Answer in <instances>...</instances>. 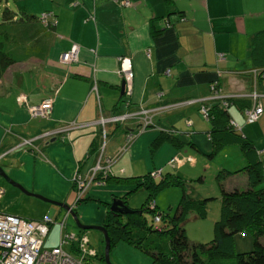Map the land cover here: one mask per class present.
Here are the masks:
<instances>
[{"label": "crops", "instance_id": "0c3cea01", "mask_svg": "<svg viewBox=\"0 0 264 264\" xmlns=\"http://www.w3.org/2000/svg\"><path fill=\"white\" fill-rule=\"evenodd\" d=\"M127 1L124 6L119 0H18L28 14L51 12L53 27L44 30L37 20L0 26L1 49L12 59L0 75V161L8 177L25 190L69 205L75 172L84 173L94 164L97 147L92 155L88 152L94 138L96 146L99 143V117L139 109L154 110L152 124L141 133H135V118L105 127L101 157L110 159L111 175L133 177L169 168L186 178L187 167L181 165H192L194 159L189 151L179 150L184 145L179 126L183 120L190 124L192 141L187 143L209 152V140L203 144L192 134L211 81L230 98L250 102L247 95L256 93L261 113L254 121L248 123L234 105L229 115L264 164V77L252 72L248 54L252 35L264 28V0ZM156 30L160 33L153 36ZM71 45L77 46V60L61 62L60 53ZM118 56L130 58L129 95L119 94ZM18 96H23V104L16 101ZM46 98L52 103L47 117H30L27 106ZM169 128L182 142L180 147L163 142L150 153L152 141ZM127 132L136 134L128 143ZM23 139L30 143L21 145ZM229 147L235 145L220 149L226 151L224 157L234 151ZM179 154L192 162L169 166L168 160L179 159ZM224 162L220 167L231 170V161ZM233 177L225 181L226 188L240 182ZM98 182L84 197L109 201L134 187ZM202 194L196 191L194 196ZM76 209L82 222L102 223L104 213L92 216L80 205ZM247 244L248 239L234 237V250H245Z\"/></svg>", "mask_w": 264, "mask_h": 264}, {"label": "trees", "instance_id": "16d2710c", "mask_svg": "<svg viewBox=\"0 0 264 264\" xmlns=\"http://www.w3.org/2000/svg\"><path fill=\"white\" fill-rule=\"evenodd\" d=\"M1 2L3 6L0 10V26L10 21L37 20L44 30L53 27L51 12L50 20L43 22L41 13L36 16L26 13L24 8L18 5V0H11L14 9L7 5L8 0H0ZM159 33L160 30H156L152 35L156 36ZM1 47L0 41V75L12 62ZM248 54L257 77H264V28L252 35ZM208 85H213L215 90H219L217 81H211ZM210 92L212 93L211 90ZM244 100L230 97L214 98L202 103L207 108L205 120L209 125L207 137L210 149L206 156L211 159L224 146L235 145L244 160V164L238 169L231 171L220 168L214 176L220 205L219 215L212 223V237L203 242L191 241L187 238L184 229L185 220H204L207 213L206 206L212 197H202V199L188 197L185 194L186 179L180 174L163 172V170H159L157 175L146 172L133 177L114 176L110 173L106 176L98 174L97 180L107 184H134V187L123 196L122 205L129 210L128 212L109 210V203L107 204L101 225L106 229L109 246L113 242L123 241L147 254L150 258L149 264H264V164L252 141L244 137L232 124L228 113L230 105L242 111L250 108L253 104L252 100L249 102L247 99L246 103ZM169 130V132L161 131L152 141L150 153L163 142L169 143L175 149L180 147L182 142L172 135L171 132H174L172 128ZM96 145L97 137L91 141L88 155H92ZM186 145L200 152L192 143L188 142ZM187 157L189 156L179 159L183 160ZM230 176H234V180L238 179L240 182L226 188L225 181ZM198 180L201 181V178L199 177ZM167 187H176L180 190V197L172 214L169 211L170 206L167 208L168 212H163L158 208L155 200L157 193ZM139 189L145 194L142 204L136 208L129 207V197ZM82 199L84 198H80ZM71 210L75 214L73 207ZM143 213H150L152 221H161L162 224L158 227L147 224ZM244 231L250 234L251 245L246 250L236 251L233 247L234 237ZM98 257L104 264L103 253L98 254Z\"/></svg>", "mask_w": 264, "mask_h": 264}, {"label": "rangeland", "instance_id": "374dc122", "mask_svg": "<svg viewBox=\"0 0 264 264\" xmlns=\"http://www.w3.org/2000/svg\"><path fill=\"white\" fill-rule=\"evenodd\" d=\"M9 7L11 9H14L13 7V3L11 2V0H8V4ZM3 6V3H0V10ZM125 92H123L124 94ZM206 107V106H204ZM233 111L232 108H229V114H231V112ZM153 112V111H151ZM151 112L148 113L149 117V121L145 124H143V119H142V115L143 113L139 112V110H135L133 112H127L128 115L126 116L125 114H123L122 116L123 119H114V120H110L109 122L105 123L103 125V127L105 128L107 124H115L116 127H118L119 125H121L124 121L127 120H131V119H137L138 120V125L136 126V128L134 130L135 133L139 134L141 133L144 129L148 128V126H150L152 124L151 122ZM122 113L120 114H115L116 116H121ZM196 117L194 120V130H193V136L195 137L194 139H196L197 141L200 142V140L202 141L201 143L204 144L203 140H208L207 139V135H206V131H208L209 129V125L205 120V117L203 115V113L198 110L196 111ZM250 123V122H248ZM98 126L99 123L97 122ZM190 124H186L185 121L183 120L180 123L179 127L181 130H179L180 133V137L179 139L183 141L184 145L181 146V148H179V150L181 149H185L186 151L191 152L190 155L191 157L194 159V163L192 165L190 164H185V165H181V168H186L184 171L186 172V175H188L185 179H186V186H185V194L190 197V198H194L195 199V193L196 191H202L203 194L201 195L200 199H202V197H212V199L209 200L207 207V217L200 221V220H194V219H186L184 222V229H185V233L186 236L189 240L191 241H207L212 237V232H211V227H212V223H213V218L218 217L219 215V205H220V199H219V191H218V187H217V183L215 181V174L216 172L221 168L220 166H222V164H224V161L230 160L231 163L229 164V167L231 168V171L238 169L239 167H241L243 164H239L242 163L243 159L239 158V149L235 146V147H229V148H233L234 151H229V153H227V157H224V152L226 151H219L217 152L214 156H212V158H208L206 155L208 154L207 152H196L193 149H191L188 145H186L187 141H190V137H188V133L190 132ZM238 130H240V128L238 126H236ZM166 131H170L169 129ZM98 146L97 149L99 150L100 147L102 148L101 151V156L103 155V150L105 147V142L104 145H102L103 140L106 139V134L102 135L101 130L98 131ZM106 132V131H104ZM132 133V132H130ZM135 133L133 134L132 139L135 137ZM173 133V132H171ZM124 140L128 143L131 140L127 141V135L126 133L124 134ZM192 141V140H191ZM98 150H97V154H98ZM231 150V149H229ZM203 151V150H202ZM94 157L95 158L97 157ZM230 156H229V155ZM179 157H181V155L179 154ZM192 158H185L182 160V162L187 161V162H192ZM178 159V158H177ZM228 159V160H227ZM181 161H176L175 159L171 162H169V166L171 167H175L178 166V164H180ZM1 164V161H0ZM196 164V165H195ZM195 165L196 169L198 170H193L192 167ZM228 165V164H227ZM165 171H175V169H163V172ZM87 173L90 172V170L86 171ZM153 173V175H157L158 171L156 169H152L151 171ZM103 173V172H102ZM102 173H100V175H102ZM145 172H142L141 174H143ZM111 174V173H110ZM201 178V181L198 180V178ZM87 180L89 179L88 177H86ZM228 178H232V176L228 177ZM91 181V183H88L86 188L84 189L83 193L84 195L87 193V190L90 188L91 185L93 184H99L97 178H93ZM86 184V183H84ZM73 195H71V197L68 200L72 199V202L69 203L68 206H70L71 208L73 207L75 210V215L77 217V219L83 223V224H87V225H101V224H90V223H84L79 219V214L78 211L79 209H76L77 205L81 206V209L84 210V212L88 213L89 215L95 216V215H101L103 214L107 207H108V203L111 202V200H116L119 202L124 201L123 200V196L120 197H113L111 198V200L109 201H101L98 199H94L92 197H80V198H84L82 200H80V198L75 199L74 197L76 196L78 187L76 186V184L73 181ZM143 190H137L135 192V194L133 196H130V198L128 199V205L129 207L132 208H136L138 206H140L142 204V201L145 198V194ZM37 194V193H36ZM41 195V194H39ZM206 195V196H205ZM44 197V196H43ZM180 197V190L176 187H167L162 189L159 193H157L155 200L157 201V206L160 210H162L163 212H168V206H170L169 211L171 212V214L174 211V207L178 201ZM198 197H196L197 199ZM49 199V198H48ZM67 200V201H68ZM79 200V201H78ZM74 201V203H73ZM77 201V202H76ZM168 205V206H166ZM109 208V207H108ZM0 213H8L11 215H16L25 219H39L41 218L43 215H47L48 218L51 220L52 223L48 224L49 226V231L48 234L46 235V237L43 240V244L42 247L43 248H50V247H54L58 244V236H59V230H60V226L59 223L62 220L63 226H64V231L66 233H73L74 235H83L86 238V243H84L81 246V249H86V248H91L93 251L95 250V254L85 260L86 264H101L102 262L100 261L98 254H102L103 253V237L101 235V233L95 229H86V230H79L76 228L75 223L73 218L71 217L70 214H66V216L64 217L65 214V210L58 207L57 205H53L51 203L48 202H44L38 198L35 197H31V196H27L25 195L21 190H19L18 188L12 187L10 185H8L6 182H4L3 179L0 178ZM214 213V214H213ZM145 218H146V222L147 224L152 225L153 227H158L162 224L161 221L158 222H154L151 219V214L150 213H143ZM216 215V216H215ZM104 216V215H103ZM213 217V218H212ZM215 219V218H214ZM240 237L243 241L247 239L249 240V244H247L246 248L248 247V245H251V236L248 232L244 231L242 234L237 235V237ZM243 245V243H241ZM241 245V246H242ZM244 248V247H243ZM245 248V250H246ZM243 251V250H240ZM239 251V252H240ZM108 261L110 264H149L150 262V258L147 254L137 250L136 248H134L133 246L123 242V241H118V242H113L111 244V246H109V250H108ZM103 264V263H102Z\"/></svg>", "mask_w": 264, "mask_h": 264}, {"label": "built area", "instance_id": "2783aa9c", "mask_svg": "<svg viewBox=\"0 0 264 264\" xmlns=\"http://www.w3.org/2000/svg\"><path fill=\"white\" fill-rule=\"evenodd\" d=\"M120 5H128L127 0H120ZM41 20L47 22L50 18V12H44L40 14ZM50 20V19H49ZM168 25V23L166 24ZM77 46L71 45L66 51H63L59 55V60L64 63L75 62L77 60ZM222 56V55H220ZM118 72L123 82V91L125 95H129L131 92V81H132V70L130 58L127 56H118ZM167 71V70H166ZM165 71V72H166ZM256 73L255 70L252 71ZM215 84V83H214ZM209 94L205 100L210 99H224L227 95H222L219 90H215L213 85H208ZM212 91V93L210 92ZM250 100H252V105L250 108L244 109L242 113L244 114L245 120L248 122L254 121L261 113V106L256 101V93L254 91L247 95ZM16 101L23 104V96H18ZM51 99L46 98L42 100L37 105H28L27 112L30 117H41L45 118L51 109ZM200 110L204 117L206 116L207 108L204 105L200 106ZM154 111L147 109H139V112L143 113V124L149 121L148 113ZM127 112L121 114V116L111 115L109 117H99V125L102 135L105 134V128L103 125L110 120L123 119ZM232 122V121H231ZM236 127V125L232 122ZM147 125V124H146ZM237 128V127H236ZM127 141L132 140L133 134L127 132ZM29 140L23 139L21 145L29 144ZM102 145H104V140ZM103 147L98 150L97 157L94 160L89 173L87 172H75L73 181L78 187L75 199L83 197L85 193L84 189L88 183H91L93 178L100 173L102 176H106L110 173L108 170V162L110 159H102L101 151ZM182 161L173 157L168 160L169 162L173 160ZM158 172L160 169H156ZM157 172V173H158ZM153 175L152 172H150ZM88 177L89 179L87 180ZM86 183V184H84ZM67 213L64 214V217ZM63 220V219H62ZM59 223L60 230L58 236V244L54 247L43 248V240L48 233V224L51 220L47 215H43L39 219H25L16 215H11L8 213H0V264H86L85 260L91 258L95 254L91 248L81 249V246L86 243V238L81 235H74L73 233H66L64 231L63 223Z\"/></svg>", "mask_w": 264, "mask_h": 264}, {"label": "water", "instance_id": "95a60500", "mask_svg": "<svg viewBox=\"0 0 264 264\" xmlns=\"http://www.w3.org/2000/svg\"><path fill=\"white\" fill-rule=\"evenodd\" d=\"M119 94L122 95L123 94V82L121 81L119 84ZM226 98H228L229 96H224ZM232 97V96H231ZM0 178L4 180V182H6L8 185L18 188L19 190H21L25 195L31 196V197H35L38 198L44 202H48L51 203L53 205H57L58 207L62 208L65 210V213L70 214L71 217L74 220L75 226L77 229L79 230H86V229H95L97 231H99L103 237V260H104V264H110L108 261V250H109V238L106 234V229L102 226V225H87V224H82L76 217V215L73 213V211L71 210V207L68 206L67 204L63 203V202H58V201H53L50 200L48 198H45L39 194L33 193V192H29L27 190H25L21 185H19L18 183H16L15 181H13L11 178L8 177V175L6 174V172L3 169V165L0 164ZM109 210H118L121 212H128L129 210L125 208V206L123 207V205L121 204V202L116 201V200H111V202H109Z\"/></svg>", "mask_w": 264, "mask_h": 264}, {"label": "bare ground", "instance_id": "6f19581e", "mask_svg": "<svg viewBox=\"0 0 264 264\" xmlns=\"http://www.w3.org/2000/svg\"><path fill=\"white\" fill-rule=\"evenodd\" d=\"M124 90V89H123ZM124 92V91H123Z\"/></svg>", "mask_w": 264, "mask_h": 264}]
</instances>
